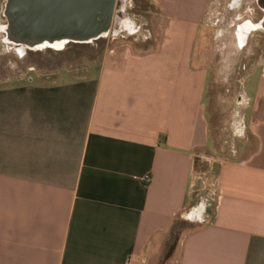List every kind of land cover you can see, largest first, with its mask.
I'll return each instance as SVG.
<instances>
[{"label":"crops","instance_id":"obj_1","mask_svg":"<svg viewBox=\"0 0 264 264\" xmlns=\"http://www.w3.org/2000/svg\"><path fill=\"white\" fill-rule=\"evenodd\" d=\"M219 1L152 0L155 47L0 83V264H264V81L232 157L204 104Z\"/></svg>","mask_w":264,"mask_h":264},{"label":"rangeland","instance_id":"obj_2","mask_svg":"<svg viewBox=\"0 0 264 264\" xmlns=\"http://www.w3.org/2000/svg\"><path fill=\"white\" fill-rule=\"evenodd\" d=\"M5 1L0 0V83L18 80L24 75L34 78L35 72L47 74L62 68L76 69L117 45L127 44L137 50L155 47V38L163 27L160 10L152 0H126L123 13L128 19V29L116 36L110 29L104 38L88 44L69 43L59 50L20 49L6 42L2 31L6 25ZM260 16L254 0H220L200 27L199 51L210 56L212 69L204 104L217 153L224 158L232 157L240 141L247 139L252 143L244 117L251 110L256 87L264 81L261 69L264 68V32L252 33L242 47L236 42L235 33L240 23L256 22ZM244 81L250 101L244 95Z\"/></svg>","mask_w":264,"mask_h":264},{"label":"water","instance_id":"obj_3","mask_svg":"<svg viewBox=\"0 0 264 264\" xmlns=\"http://www.w3.org/2000/svg\"><path fill=\"white\" fill-rule=\"evenodd\" d=\"M123 15L120 0H6L2 31L5 40L20 49L37 50L55 43L88 44L128 29L116 22ZM181 219L179 231L191 220L189 213ZM200 211H206L205 207ZM200 223V221L198 222Z\"/></svg>","mask_w":264,"mask_h":264},{"label":"flooded vegetation","instance_id":"obj_4","mask_svg":"<svg viewBox=\"0 0 264 264\" xmlns=\"http://www.w3.org/2000/svg\"><path fill=\"white\" fill-rule=\"evenodd\" d=\"M257 9L259 10L261 16L256 22L244 21L240 23L236 27L235 40L242 47L245 46L248 40V37L254 33L263 31L264 32V0H254ZM120 4H123V8H125L126 0H120ZM126 18L125 14L118 15L116 18L117 25L119 27H123V21ZM63 46V45H62ZM62 46L58 47V49L62 48ZM202 204H199L192 212H190L189 218L196 219L200 216V208Z\"/></svg>","mask_w":264,"mask_h":264},{"label":"trees","instance_id":"obj_5","mask_svg":"<svg viewBox=\"0 0 264 264\" xmlns=\"http://www.w3.org/2000/svg\"><path fill=\"white\" fill-rule=\"evenodd\" d=\"M179 224L180 223H176L174 226H173V229L170 233V239H169V242H168V246H167V250H166V257L169 256V254L171 253V250H172V247H173V244L179 234Z\"/></svg>","mask_w":264,"mask_h":264},{"label":"bare ground","instance_id":"obj_6","mask_svg":"<svg viewBox=\"0 0 264 264\" xmlns=\"http://www.w3.org/2000/svg\"><path fill=\"white\" fill-rule=\"evenodd\" d=\"M3 29V28H2ZM7 42V41H6ZM9 43V42H8ZM64 45V43H55L54 45H50V46H45V47H48V48H51V49H55V50H59L58 47ZM61 49V48H60Z\"/></svg>","mask_w":264,"mask_h":264}]
</instances>
